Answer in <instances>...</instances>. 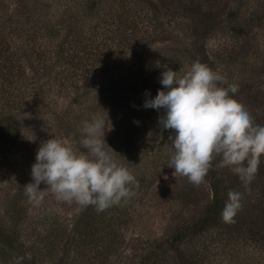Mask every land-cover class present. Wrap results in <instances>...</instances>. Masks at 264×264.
I'll return each mask as SVG.
<instances>
[{"label":"trees","instance_id":"obj_1","mask_svg":"<svg viewBox=\"0 0 264 264\" xmlns=\"http://www.w3.org/2000/svg\"><path fill=\"white\" fill-rule=\"evenodd\" d=\"M17 1L22 8L21 0ZM140 1L110 0V8L105 12L107 15L105 17V13H100L103 10L101 4L104 0H73L63 8L58 7L57 19L43 16L35 30H1L6 27L4 22L0 28V52L4 55L2 65L8 67V75L11 73L15 78V84L20 92L23 94L26 92L28 95L24 98L23 106L16 112L17 114L12 116L6 113L0 117V133L15 136L22 132L23 123L30 122L27 113L28 108H33L29 106L33 94L36 92L41 101L44 99L43 89L39 85L34 89L32 76L26 73L27 69L33 71L44 69L42 74L51 75L58 86V91L65 95L64 92L73 80L88 74V71L100 69L107 59L106 50L94 48L95 37L86 39L85 34H82L80 31L82 29L78 28L79 22L82 20L85 24L89 23L87 30L91 35L100 18L103 24L110 27L108 30L112 34L107 38L115 40L121 45L117 46L119 51L124 49L125 52L132 45L127 35L140 30L131 14L137 10V6H140ZM5 2L7 1L0 0L2 5L0 10L5 6ZM195 5L198 6V13L194 11L189 21L195 35L200 38L198 39L200 43L195 40L189 42L194 49L188 50L191 54L185 59L192 58L194 62L199 61L220 73L213 57L221 59V51L224 50L210 49L206 46L205 40L210 37L214 28L223 30L226 27L230 34L244 30L248 24L247 18L240 14L238 8L228 6L221 8L218 20L214 23L210 17H206L209 13L202 10L199 3ZM152 6L154 13H157L164 5L155 0L152 1ZM257 14L256 17L261 19L260 12ZM90 18L95 22L94 24L90 23ZM190 22L182 21L181 25L185 23L189 25ZM7 27L13 29L9 22ZM4 31L7 33L3 35ZM20 31L26 32L19 34ZM61 31H64L62 39L53 43L52 39ZM149 31L152 37L164 38L163 30ZM37 37L43 41V43L39 42L40 46H36ZM8 38L16 41L14 48H9ZM174 56L169 55L167 63L177 67L185 63L178 56L176 58ZM32 59L38 61L37 65L33 66L30 63ZM99 61L100 63H97ZM237 64L245 68L243 62L239 61ZM230 72L232 74L220 73L227 84L238 86V91L230 95L241 104L242 99H245L247 108H250V103L261 100L260 87H252L245 77L234 76L240 73L234 70ZM227 84L220 86L227 87ZM29 85H32L30 90ZM107 94H109L108 101L114 104V110L110 117L105 119L107 127H111V130L105 133L106 143L112 149L120 143L145 145L143 158L128 166L139 182V187L133 189L136 194L103 212H97L93 206L82 208L76 203L69 204L56 200L55 211L47 209V203L46 208L40 207L41 210L32 215L31 210L20 204V195L23 192L19 191L21 193H16L12 200L15 203L0 213V264H17L18 258H22L19 264H41L40 261L44 257L50 264H115L117 259L120 261V257H123L122 253L127 248V243L124 242V228L133 217L135 197L150 186L152 179L160 173L159 168L167 166L173 149L171 141L164 132L165 129L163 130L158 124L157 119L155 126L152 125V134L149 138L145 135L141 136L133 127L130 109L124 104L121 92L117 91L114 85H110L107 87ZM14 98L16 94H11L9 101H15ZM33 104L35 103L32 101L31 105ZM93 104L91 106L90 103L88 106L83 104L78 113L74 109L70 110V106L65 107L58 112V118L52 122L49 121L44 103L41 112L36 105L35 119L46 126L43 140L68 139L77 153L86 152V149L80 145L83 123L90 121L94 115H100V110L96 113ZM251 115L256 124L264 126V115L255 112ZM10 123L11 128L7 126ZM159 143L162 147H158ZM113 155L116 157L115 152ZM161 156H164L165 161L159 164ZM219 161V157L213 161L212 168L205 177L206 186L201 184L197 187L188 181V184L179 187L178 181L174 183V187L178 188L177 201L183 197L184 204L189 205V214L184 216L185 212L181 209V219L171 234L141 242L136 252V264H264V158L260 159L258 173L248 189H245L238 176L229 168H218ZM21 182L25 185L31 183V175L23 177ZM21 186L23 188L24 184ZM229 190L242 193V208L234 217L233 223H225L221 218ZM70 207L75 209L71 222L59 215V211L63 212ZM34 242L46 244L42 257L35 255V249L31 247Z\"/></svg>","mask_w":264,"mask_h":264},{"label":"rangeland","instance_id":"obj_2","mask_svg":"<svg viewBox=\"0 0 264 264\" xmlns=\"http://www.w3.org/2000/svg\"><path fill=\"white\" fill-rule=\"evenodd\" d=\"M6 1L3 9L0 10V28L4 22L6 27L1 28V30H35L43 16L57 19L58 7L63 8L66 4L73 2V0H21V3H23L21 8L17 4L20 3L17 0ZM152 1L155 0H141L137 10L131 13L134 16V23L138 25L140 30L127 35L130 37L132 45L125 52L124 49L119 51L117 46L121 45L117 44L115 40L107 38L112 34L108 30L110 27L103 24L100 18L91 31V35L88 34L87 30L89 23L85 24L82 20L79 22L78 28L82 29L80 30L82 34H85L86 39L95 37L94 48L106 50L107 59L105 65L100 69L88 71V74L73 80L64 92L65 95L58 91V86L51 75L42 74L44 69L26 70V73L32 76L34 89L39 85L45 96L41 101L36 92L33 94V100L30 99L31 101H29V106L33 108H28L27 113L30 122L23 123L22 132L15 136H6L0 133V213L3 212V209L9 208L12 203H15L12 200L16 193H21L19 192L21 190L23 193L20 195V204L31 210L32 215L37 214L41 210L40 207L46 208L47 203V209L56 210L55 202L57 199L49 189L45 188V184L41 183L39 186L46 193L39 205L29 200L25 194V188L21 186V184L25 185L21 182L23 177L31 175V168L35 163L37 150L41 143L45 141L43 138L46 126L35 119L37 115V112H35L36 105L39 106V112H41L44 103L47 116L51 122L58 118L57 114L61 109L70 106V110L74 109L78 113L83 104L88 106L89 103L90 106L94 103L93 107L96 109V113L100 110V116L106 119L110 117L114 110V104L108 101L107 87L114 85L117 91L121 92L124 104L130 109V119L134 123V129L141 136L145 135L146 138H149L152 134V125L155 126L156 119H159L164 110L158 111L154 108H145L144 103L146 100L154 98L158 90L163 89L160 79L162 72L165 71V66L177 71L178 76H182L194 63L192 58L185 59V57L190 56L189 49H194L189 45V42L191 40L199 42L198 39H200L195 35L194 28L189 21V17L194 14V11L198 13L196 3L200 4L199 7L202 10L209 13L206 17H210L214 23L218 20L221 8L228 6L238 8L240 14L247 18L248 24L245 29L234 34H230L226 27L223 30L214 28L210 37L205 40V44L213 50L219 48L224 50L221 51V59L213 57L216 61L217 70L221 74H232L230 71L234 70L236 73H240L234 76H243L252 87H260L261 100L250 103V108H247L248 105L245 103V99H242V105L250 113L255 112L264 115V0H157L164 5L157 13H154ZM109 4L110 0H104L101 4L103 10L100 13L107 12L110 8ZM257 12H260L261 19L256 17ZM104 15L107 17L106 13ZM203 18L206 19L204 16ZM182 21L190 23L189 25L187 23L181 25ZM8 22L13 26V29L7 27ZM91 22L93 20L91 21L90 18ZM149 30L158 32L163 30L164 38L152 37ZM24 32L26 31H20L19 34ZM6 33L4 31L3 35ZM167 33L168 36H166ZM63 34L64 31L57 33V36L52 39L53 43L62 39ZM8 42L9 48L15 47L16 41L8 38ZM39 42L43 43L42 39H37L36 46H40ZM172 54L175 55V58L178 56L185 63H181L180 67L167 63V57ZM194 57L198 58L197 55H194ZM2 60H4V55L0 52V117L6 113L14 116L23 106L22 102L28 93L23 94V92H20L15 84V78L11 73L8 75V67L2 65ZM239 61L244 63L243 67L245 66V68L237 64ZM30 63L34 66L37 65L38 61L32 59ZM97 63H100V61ZM39 68L41 67L39 66ZM32 85L28 86L29 90ZM10 93L16 94L15 101H9ZM32 101L35 104L31 105ZM154 115H156L155 118ZM7 126L11 128V123ZM164 132L168 138L173 135L171 130L165 129ZM63 142L72 147L70 140L65 139ZM158 147H162L161 143L158 144ZM113 149L117 162L128 168L130 164H135L143 158L145 145L143 143L137 145L120 143L115 145ZM261 158H264V156H261ZM164 161V156H161L158 163L162 164ZM159 170L160 173L152 179L150 186L140 191L135 197L133 217L126 223L124 228V242L127 243V248L122 253L123 257H120V261L117 259L115 264H136V252L139 250L141 242L149 238L164 237L171 234L177 222L181 219V209L185 212L184 216L189 214V205L184 204L183 197L177 201L178 188L174 187V183L177 181L178 186L183 187L184 184H188V179L178 174L175 176L173 174L174 168L165 166L159 168ZM202 184L207 185L205 180ZM74 213L75 209L72 207L63 212L59 211L60 217L63 216L69 222L74 218ZM31 247L35 249L36 256L42 257L46 244L34 242ZM38 250H40V253H38ZM40 262L41 264H50L46 257Z\"/></svg>","mask_w":264,"mask_h":264},{"label":"clouds","instance_id":"obj_3","mask_svg":"<svg viewBox=\"0 0 264 264\" xmlns=\"http://www.w3.org/2000/svg\"><path fill=\"white\" fill-rule=\"evenodd\" d=\"M160 83L163 89L146 100L144 107L164 110L158 123L173 133L168 138L173 151L167 162L173 174L198 187L219 157L217 167L229 168L248 189L264 156V126L256 124L251 113L230 95L238 86L227 84L220 73L199 61L182 76L165 66ZM109 130L98 114L85 121L80 140L86 149L83 153L56 138L42 142L31 168L32 182L24 185L29 200L42 203L46 193L41 183L57 200L82 208L93 206L97 212L134 196L139 182L115 159V151L105 141ZM227 195L221 218L233 223L242 208V193L229 190Z\"/></svg>","mask_w":264,"mask_h":264}]
</instances>
